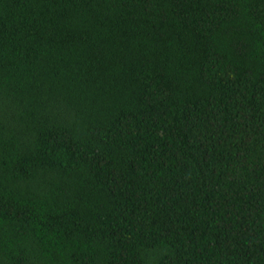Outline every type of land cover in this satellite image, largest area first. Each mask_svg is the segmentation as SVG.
Masks as SVG:
<instances>
[{
    "label": "trees",
    "instance_id": "trees-1",
    "mask_svg": "<svg viewBox=\"0 0 264 264\" xmlns=\"http://www.w3.org/2000/svg\"><path fill=\"white\" fill-rule=\"evenodd\" d=\"M0 264H264V0H0Z\"/></svg>",
    "mask_w": 264,
    "mask_h": 264
}]
</instances>
